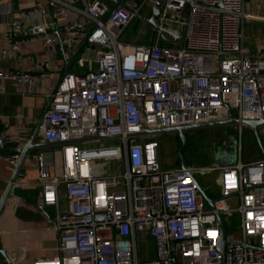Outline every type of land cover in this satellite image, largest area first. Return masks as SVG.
Segmentation results:
<instances>
[{"label": "built area", "instance_id": "built-area-1", "mask_svg": "<svg viewBox=\"0 0 264 264\" xmlns=\"http://www.w3.org/2000/svg\"><path fill=\"white\" fill-rule=\"evenodd\" d=\"M156 1L158 30L151 43L120 39L149 0H126L105 22L109 10L101 0L82 10L43 0L7 26L0 61L18 53L16 37L26 23L44 36V47L54 42L47 21L62 34L64 46L89 34L87 44L94 47L96 69L69 73L52 90L39 125L42 142L118 137L58 146L60 175L41 183L42 206L55 208L57 253L33 264H264V158L163 170L157 140L129 136L228 118L264 120V46L258 57L246 55L243 46L247 21L264 18L247 13L245 0H152L150 12ZM36 39L32 34L29 40ZM34 74L49 76L45 63L26 73L0 72V78L30 86ZM93 142L109 145L86 146ZM21 149L17 145L3 156L12 168ZM100 162L107 164L102 170ZM37 168L46 176L43 155ZM198 172H217L215 197L201 186L204 194L196 190ZM232 198L234 207L228 204ZM224 221L238 225L239 241L225 233ZM148 240L155 258L139 261L138 242Z\"/></svg>", "mask_w": 264, "mask_h": 264}, {"label": "crops", "instance_id": "crops-1", "mask_svg": "<svg viewBox=\"0 0 264 264\" xmlns=\"http://www.w3.org/2000/svg\"><path fill=\"white\" fill-rule=\"evenodd\" d=\"M63 1L82 10L91 0ZM101 1L108 10H111L120 0ZM127 2L135 3V0H127ZM36 3H43V0H0V48L5 45V31L8 24L18 19L19 12ZM249 14L259 16V13ZM260 17L264 18V15ZM132 22L121 34L120 39L125 43H135V24L133 25ZM24 28L21 36L16 37V41L19 42L18 53L9 59L0 61V72L11 71L21 74L45 63L49 76L40 77L34 74L36 79L30 86L14 85L10 80L0 78V89L2 90L0 92V138L2 139L0 143V199L14 169L3 156L13 153L17 145L23 147L28 142L50 99L52 90L57 85L60 71L64 66V58H68L79 43L72 47L64 46L59 38L62 34L47 21L46 34L52 36L54 42L44 47V36L38 35L37 29L32 28L29 23H26ZM151 31L146 33L152 34ZM32 34L37 37L34 41L29 40ZM157 41L159 44H164L161 40ZM151 42L152 40L149 43ZM84 49V58H87L91 52L95 60L94 47L86 44L79 53ZM47 57L50 60H45ZM87 60L91 66L92 59L87 58ZM40 142H42V134L38 129L33 143ZM39 155L44 156L47 165L46 176L37 168ZM60 172L61 158L58 146L34 149L21 164L18 176L10 189V195L0 212V264H33L36 260L48 259L56 255L57 234L51 228L55 208L42 206L41 183L45 178L58 177Z\"/></svg>", "mask_w": 264, "mask_h": 264}, {"label": "rangeland", "instance_id": "rangeland-1", "mask_svg": "<svg viewBox=\"0 0 264 264\" xmlns=\"http://www.w3.org/2000/svg\"><path fill=\"white\" fill-rule=\"evenodd\" d=\"M142 1L143 0H138V4L140 5ZM151 1L152 0H149L148 4L140 9L138 17L132 22V24H135V44H140L141 42L149 43L153 38V32L151 31L153 28L144 21V19L148 18L150 15ZM245 1V11L247 13H259V16L264 15V0ZM181 18H186V9L183 11ZM170 30L175 31V25L171 26ZM150 31L152 34L146 33ZM158 40H162L160 35L158 36ZM260 45L264 46V21L249 19L245 25L243 41L246 55L258 57L257 49ZM84 53L85 49L75 57L69 71L70 73L75 75L85 73L89 66L87 58L92 59L90 61L91 67L96 69L93 53L90 52L87 58H84ZM257 134L259 143L262 149H264V129L258 128ZM185 137L187 139V148L183 154V159L186 167H214L217 164H232L237 161L247 164L257 161L262 157L257 136L254 134L253 130L246 126L239 127L235 125L227 128L192 130L187 131ZM155 139L159 144L158 157L161 169L170 170L178 168L177 148L179 146V139L177 136L175 134H159L155 136ZM106 145H109V143L93 142L86 144V146L90 147ZM106 165V163L100 162L97 164V168L98 170H102ZM216 175L217 172H198L194 174L200 186L207 190V196L210 198L216 196V193L211 188ZM228 204L232 207L236 206V198L230 199ZM223 228L225 233L233 240L239 241L241 239L238 225H233L229 221H224ZM137 254L139 261L153 260L155 258V251L151 241L148 240L147 245L138 242Z\"/></svg>", "mask_w": 264, "mask_h": 264}, {"label": "water", "instance_id": "water-1", "mask_svg": "<svg viewBox=\"0 0 264 264\" xmlns=\"http://www.w3.org/2000/svg\"><path fill=\"white\" fill-rule=\"evenodd\" d=\"M126 0H120L119 2H117L115 4V6L108 11L107 16L104 18V22L107 20V18L112 15L116 10H118L120 7H122L123 5H125ZM160 3L158 1L154 2L153 7L151 8V12L148 18L144 19L145 23H147L148 25H150L153 28V38H152V42H154L155 38H156V34H157V30H158V26L156 24V20L159 16L160 13ZM167 34V37H172L173 40L175 41L177 39V37L175 35H171L168 33H165V35ZM164 36V34H163ZM89 37V34H87L86 36L82 37L78 43V45L76 46V48L74 49V51H72V53L70 54V56L68 58H64L65 62H64V66L63 69L60 71L59 74V80L57 82V85L61 82V80L68 75L70 72V68L73 64V61L75 59V57L79 54L80 50L84 47V45L87 44V39ZM56 85V86H57ZM50 99L48 101V103L45 105L44 110H43V114L41 116V118L38 120L37 122V126L34 129V132L32 134V136L30 137V139L28 140V142L22 147L20 153H19V158L14 166L13 169V173L11 175V178L7 184V187L0 199V212L4 206L5 200L7 199V197L10 195V189L16 179V177L18 176L21 164L23 163V161L25 160V158L28 156V154L34 150V149H38V148H44V147H51V146H60V145H64V144H81L87 140H93V139H103V138H109V139H115L118 138L117 136H109V137H100V136H94V137H86V138H81V139H77V140H73L70 142H56V143H46V142H40V143H33L35 136L38 134V129H39V125L44 117L45 112L48 110L49 105H50ZM235 125H241V126H246L249 127L251 130L254 131V134L257 136V141L259 143V139H258V134H257V130L258 128H263L264 127V120H260V121H242V122H238L237 120H234L232 118H228L226 121H221V122H212V123H206V124H200V125H190V126H181V127H173V128H166V129H154V130H145L143 132L140 133H135V134H130V137H142V136H156L159 134H175L177 136V138L179 139V146L177 148V158H178V168L180 170H184L186 168L185 166V162L183 159V154L186 151L187 148V139L185 137V133L187 131H192V130H199V129H205V128H227V127H231V126H235ZM2 142V139L0 138V143ZM259 147L261 150V154H262V158H264V149H262L260 143H259ZM197 191L200 194H204V191L202 190V188L200 187V185L197 183V187H196ZM209 204H210V200H209ZM222 234V231L220 233V236ZM221 245H222V240L220 237V249H221Z\"/></svg>", "mask_w": 264, "mask_h": 264}, {"label": "trees", "instance_id": "trees-1", "mask_svg": "<svg viewBox=\"0 0 264 264\" xmlns=\"http://www.w3.org/2000/svg\"><path fill=\"white\" fill-rule=\"evenodd\" d=\"M138 1V0H137ZM154 138H155V136H153ZM147 139H149V138H147Z\"/></svg>", "mask_w": 264, "mask_h": 264}]
</instances>
